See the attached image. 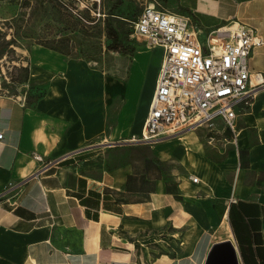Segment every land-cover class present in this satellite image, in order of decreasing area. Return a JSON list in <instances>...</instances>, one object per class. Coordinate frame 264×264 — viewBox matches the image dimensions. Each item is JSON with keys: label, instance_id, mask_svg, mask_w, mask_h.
<instances>
[{"label": "crops", "instance_id": "crops-1", "mask_svg": "<svg viewBox=\"0 0 264 264\" xmlns=\"http://www.w3.org/2000/svg\"><path fill=\"white\" fill-rule=\"evenodd\" d=\"M163 1L202 41L224 25L252 28L262 40L252 83L264 76V0ZM143 48L159 54L146 63ZM161 56L141 46L105 69L30 47L21 63L42 91L0 92V190L23 181L14 208L0 201V264H204L226 220L238 263L264 264V84L238 111L234 139L217 120L130 141Z\"/></svg>", "mask_w": 264, "mask_h": 264}, {"label": "built area", "instance_id": "built-area-1", "mask_svg": "<svg viewBox=\"0 0 264 264\" xmlns=\"http://www.w3.org/2000/svg\"><path fill=\"white\" fill-rule=\"evenodd\" d=\"M129 36L162 54L141 133L130 141L157 142L188 129L212 128L217 120L235 138L238 111L250 103L254 89L264 84L259 73L252 83L248 68L253 47L262 44L252 28L224 25L209 31L202 41L189 15L149 0L132 22ZM33 157L42 162L41 156ZM56 163L53 159L43 165ZM189 179L198 180L192 175ZM22 184L8 181L0 190V201L4 199L14 208Z\"/></svg>", "mask_w": 264, "mask_h": 264}, {"label": "rangeland", "instance_id": "rangeland-1", "mask_svg": "<svg viewBox=\"0 0 264 264\" xmlns=\"http://www.w3.org/2000/svg\"><path fill=\"white\" fill-rule=\"evenodd\" d=\"M22 1L0 0V30L7 31V38L15 36L18 43L14 47L15 56L22 60L26 58L32 45H52L60 48L73 60L87 61L96 67L107 69L121 58L127 61L130 55L143 46L130 38L128 19H134L149 0H61L63 4L59 10L47 4L34 14H29L28 8L20 6ZM157 1L167 10L173 11L163 0ZM110 12L122 16L115 19L110 16ZM83 13H89L95 18L94 21L89 22V26L80 27L79 24V28L69 36L68 15L79 19L78 14ZM110 28L119 33L116 49L111 48L114 42L107 33ZM63 38L67 40L58 42ZM141 51L146 63L152 62L159 54L155 49L143 48ZM9 57L11 54L6 59ZM21 65L22 63L15 61L0 65V92L20 96L29 93V96L35 97L42 91V87L24 81L26 74L20 69ZM2 82L4 86L1 85ZM142 93L140 89L138 95ZM224 224L216 233V240L221 241L228 236V223L224 221Z\"/></svg>", "mask_w": 264, "mask_h": 264}, {"label": "trees", "instance_id": "trees-1", "mask_svg": "<svg viewBox=\"0 0 264 264\" xmlns=\"http://www.w3.org/2000/svg\"><path fill=\"white\" fill-rule=\"evenodd\" d=\"M47 4H50L52 8H55V10H57L58 8L60 9V6L63 3H62L61 0H23L21 2L20 6L22 8H28L29 9V14L30 13L34 14V13H37L38 11H40L41 8L45 7ZM160 6L162 8H164V9H166L161 4H160ZM140 11H138V13L134 17V19H132V20L128 19V22H129V34L131 33V24H132L133 21L136 20V18L139 15ZM109 14H110V16L112 18H115V19H119V17L122 16V15L114 13V12H110ZM78 15H79V19L83 20L82 23H81V21L79 19H77V18H75V17H73L71 15H68V16H70L69 17L70 18V20H69L70 21L69 36L72 35L73 32L79 28V26H78L79 24H81L80 27L81 26H89L90 24H88V23L89 22H93L94 19H95V18H92L89 15V13H83V14H78ZM185 15H187V14H185ZM107 33H108V36L111 37L113 39V42H114V45L111 46V48L112 49H116L117 48V43H118V40H119V33L114 28L108 29ZM7 35H8L7 31H1L0 30V65L1 64H5L6 62H13V61L21 63L22 59H20V57H18V56H15L16 53H15L14 47L18 45L17 39L15 38L14 35H12L11 37L7 38ZM67 38H63L62 40H60L58 42L67 40ZM44 46L47 47V48L53 49L55 51H58L60 53H63L60 48L54 47L52 45H44ZM9 54H11V57L6 59L7 55H9ZM20 69L22 71H25L26 77H25L24 81H27V67L21 65ZM1 85L4 86V83L2 82ZM27 97H29V96L27 95Z\"/></svg>", "mask_w": 264, "mask_h": 264}, {"label": "water", "instance_id": "water-1", "mask_svg": "<svg viewBox=\"0 0 264 264\" xmlns=\"http://www.w3.org/2000/svg\"><path fill=\"white\" fill-rule=\"evenodd\" d=\"M204 264H239L232 242L224 239L214 243Z\"/></svg>", "mask_w": 264, "mask_h": 264}, {"label": "bare ground", "instance_id": "bare-ground-1", "mask_svg": "<svg viewBox=\"0 0 264 264\" xmlns=\"http://www.w3.org/2000/svg\"><path fill=\"white\" fill-rule=\"evenodd\" d=\"M226 222H227V220H226ZM225 226V224L224 223H222V226H221V228H223ZM228 227V226H227ZM228 234V233H227ZM224 238H226L228 241H230V242H232V244L233 245H235V243L233 242V240H232V236H231V234L229 233L228 234V236L227 237H224ZM221 239V238H220ZM234 248H235V246H234Z\"/></svg>", "mask_w": 264, "mask_h": 264}]
</instances>
